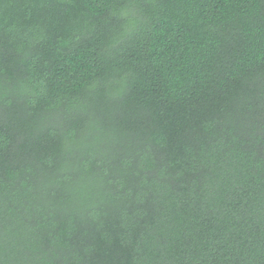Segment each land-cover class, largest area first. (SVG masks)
Returning a JSON list of instances; mask_svg holds the SVG:
<instances>
[{"label": "trees", "instance_id": "16d2710c", "mask_svg": "<svg viewBox=\"0 0 264 264\" xmlns=\"http://www.w3.org/2000/svg\"><path fill=\"white\" fill-rule=\"evenodd\" d=\"M0 264H264V0H0Z\"/></svg>", "mask_w": 264, "mask_h": 264}]
</instances>
